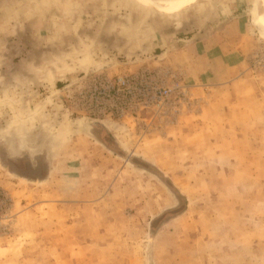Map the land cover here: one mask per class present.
Listing matches in <instances>:
<instances>
[{
  "label": "rangeland",
  "instance_id": "374dc122",
  "mask_svg": "<svg viewBox=\"0 0 264 264\" xmlns=\"http://www.w3.org/2000/svg\"><path fill=\"white\" fill-rule=\"evenodd\" d=\"M253 1L225 25L184 26L136 0L129 21L91 31H105L109 57L37 93L40 147L18 153L0 127V264H264V7L256 18ZM194 27L197 39L178 40Z\"/></svg>",
  "mask_w": 264,
  "mask_h": 264
},
{
  "label": "crops",
  "instance_id": "0c3cea01",
  "mask_svg": "<svg viewBox=\"0 0 264 264\" xmlns=\"http://www.w3.org/2000/svg\"><path fill=\"white\" fill-rule=\"evenodd\" d=\"M40 1L36 0L32 5L23 0H0V127L1 131L15 133L11 147L15 148L17 144L18 153L40 147L35 144L39 131L34 122L41 112L39 109L47 108L48 103L38 102L40 96L37 93L41 89H53L54 85L58 87V82L64 77L101 68L109 57L99 47L103 43L101 37L105 36V26L111 28L121 24L122 18L129 21L132 13L139 9L138 2L156 7L151 0H146V3L141 0H49L48 4H41ZM171 1L179 0L165 2ZM249 1L195 0L184 7H156V10L170 17L176 15L177 25H184L192 16L193 21L203 17L204 21L217 20L225 25L230 17L234 19L241 12L245 13L242 5ZM255 2L252 3L254 6ZM213 6L219 8L216 13ZM94 28L105 31L94 34L91 32ZM190 32L192 35L178 40L193 41L200 35L195 27ZM31 43L48 44L50 52L44 55L38 51L26 53L23 45ZM71 43L81 44L82 47H75L71 52L67 45ZM62 44L66 48L59 47ZM15 119L23 125L21 128H5V123ZM30 167L34 168L32 163Z\"/></svg>",
  "mask_w": 264,
  "mask_h": 264
},
{
  "label": "bare ground",
  "instance_id": "6f19581e",
  "mask_svg": "<svg viewBox=\"0 0 264 264\" xmlns=\"http://www.w3.org/2000/svg\"><path fill=\"white\" fill-rule=\"evenodd\" d=\"M195 0H179V1H171V2H168V3H165V5L164 6H161V8H170V7H184V6H186V5H188V4H190V3H192V2H194ZM141 2H147L146 0H141ZM151 3H153V2H151ZM260 4H262V6L264 7V0H256V2H255V8H254V11H253V13H254V16L256 17V18H258L257 16H258V11H257V9H258V6H260ZM153 5V4H152ZM155 5V4H154ZM151 6V5H150ZM152 7V6H151ZM156 7H158V6H156ZM261 18V21H262V24L264 25V14H263V16L262 17H260ZM259 18V19H260ZM256 21V20H255ZM256 25H257V21H256ZM261 25V24H260ZM263 25H261V29H262V32H263V34L262 35H264V26ZM258 26V25H257ZM260 31V30H259ZM264 37V36H263Z\"/></svg>",
  "mask_w": 264,
  "mask_h": 264
},
{
  "label": "water",
  "instance_id": "95a60500",
  "mask_svg": "<svg viewBox=\"0 0 264 264\" xmlns=\"http://www.w3.org/2000/svg\"><path fill=\"white\" fill-rule=\"evenodd\" d=\"M148 7H150V6H148ZM150 8H153V7H150Z\"/></svg>",
  "mask_w": 264,
  "mask_h": 264
}]
</instances>
